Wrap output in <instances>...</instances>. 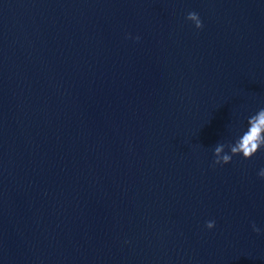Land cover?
<instances>
[{"label": "water", "instance_id": "water-1", "mask_svg": "<svg viewBox=\"0 0 264 264\" xmlns=\"http://www.w3.org/2000/svg\"><path fill=\"white\" fill-rule=\"evenodd\" d=\"M260 108L264 0H0V264H264Z\"/></svg>", "mask_w": 264, "mask_h": 264}, {"label": "clouds", "instance_id": "clouds-1", "mask_svg": "<svg viewBox=\"0 0 264 264\" xmlns=\"http://www.w3.org/2000/svg\"><path fill=\"white\" fill-rule=\"evenodd\" d=\"M186 21L190 22L194 28L199 31L203 24L196 12H189ZM139 40V37H135ZM246 128L239 130L234 140L228 142H218L213 149L212 167L228 165L233 157H241L243 160H250L258 152H264V108L258 109L254 114L247 118ZM257 176L264 180V168L259 169ZM215 227V221L205 222V228L212 230ZM252 231L261 234V229L255 223L251 224Z\"/></svg>", "mask_w": 264, "mask_h": 264}]
</instances>
